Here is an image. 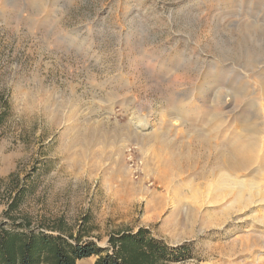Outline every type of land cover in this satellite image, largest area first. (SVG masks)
Returning a JSON list of instances; mask_svg holds the SVG:
<instances>
[{
  "label": "rangeland",
  "instance_id": "rangeland-1",
  "mask_svg": "<svg viewBox=\"0 0 264 264\" xmlns=\"http://www.w3.org/2000/svg\"><path fill=\"white\" fill-rule=\"evenodd\" d=\"M263 17L264 0H0V226L8 229L26 220L33 229L60 230L100 247H108L111 234L145 228L169 248L170 257L162 264H264V200L229 207L232 196H225L220 203L205 204L204 224L181 237L164 223L173 201L162 212L147 208L141 199L152 190L171 196L159 176L149 172L142 194L129 192L128 181L137 184L145 176L142 152L134 146L126 150L130 176L117 178L111 169L104 180L90 164L69 156V136H62L71 112L72 126L80 128L83 139L105 133L132 140L128 129L135 118H150L154 126L160 120L157 125L171 139L175 158L184 170L187 166V173L176 178L187 196L176 212L184 213L192 202L184 180L202 168L193 186L204 190L208 181L213 183L222 150L234 162L229 153L241 143L240 136H247L241 126L248 119L264 142V94L258 88L253 94L243 91L248 80L259 83L253 72L259 70L257 64L264 65ZM256 43L263 46L255 48ZM247 48L255 55L248 63L242 51ZM223 62V82L233 76L232 87L238 85L245 94L236 113L229 111L232 100L223 105L221 112L229 114L224 122L211 115L212 97L202 101L213 93L208 92L213 68ZM169 77L174 89L166 85ZM248 96L260 106L252 119ZM176 98L187 104L182 108L189 107L193 118L186 110L183 117L169 109L168 102ZM177 117L185 119L184 125ZM192 124L204 136L199 141L188 132ZM256 153L264 155V146ZM236 174L249 179L253 173L242 168ZM260 178L264 190V172ZM94 260L90 256L76 264Z\"/></svg>",
  "mask_w": 264,
  "mask_h": 264
},
{
  "label": "bare ground",
  "instance_id": "bare-ground-1",
  "mask_svg": "<svg viewBox=\"0 0 264 264\" xmlns=\"http://www.w3.org/2000/svg\"><path fill=\"white\" fill-rule=\"evenodd\" d=\"M251 23H250V25H251ZM247 25H248V23H247ZM253 28H255V27H253ZM260 30H261V28H260ZM243 37H244V35H243ZM246 38H248V37H246ZM249 40H251V39L248 38V41ZM260 40H263V39H260ZM245 41H247V39ZM252 43H253V41H252ZM260 43L262 44L263 41H261ZM247 44H248V42H247ZM257 46L258 45L256 43L255 48ZM261 46H263V45H261ZM261 46H258V47H261ZM242 47H243V45H242ZM248 47L250 48V45ZM242 51L244 52V56H245L244 59L246 60L244 62L248 63V62H252L254 60V58H255V55L253 54L254 52L248 50V48L245 50H242ZM241 57H242V55H241ZM259 58H261V57H259ZM257 60L259 61V59H257ZM257 65H256V67H258L259 70L257 69V72L253 70L254 71L253 74H256L259 77V83L256 82L257 85H252L251 83H249V80H248V83H246L243 87L244 88L243 91H246V93H247V91L249 90L248 93L251 94L250 91H252V94H253V92L258 88L260 90L259 92L261 93V95H263L264 94V65H261V66H257ZM224 66H227V64L224 63V64H219L214 68L212 67L213 68L212 77H210L211 85H210V87H208V88H210L208 92L210 93L212 91L213 93L209 94L208 99L202 98V101L204 103H206V101L208 102L209 98L212 97L210 99V100H212L211 102L213 104V110L211 112V115H212V117L214 116V117H217V119L223 120V122L226 119H228V115H229V114L227 115L226 113L221 112V110L224 109L223 105L226 104L227 101L232 100L233 106L229 109V111H231L232 113H236L238 110V107H239L238 102H239V100L243 99V98L241 99L240 97H243V95H245V94H243V91L242 92L238 91L241 87L237 90L238 85L235 84L237 87L236 86L232 87V83L235 82V79H236V78L231 79L233 76L231 77V75H230L231 78H229L230 80L228 82H223L224 81V74L226 73V72H224V70H226V69H224L225 68ZM246 66H247V64H246ZM260 67H263V68H260ZM253 69H254V67H253ZM249 70H251V69H249ZM233 72H234V69H232V73ZM249 72H252V70ZM249 75L248 76L245 75V77H249ZM176 80H177V77H176ZM166 81H167L166 82L167 87H171L173 89L175 88V83H173L174 79L169 77V79ZM204 91H205V89H202L201 93H203ZM250 94H249V96H251ZM172 95H174V94H172ZM202 96L203 95H201V97ZM249 96L246 98L248 99ZM172 98H174V96H172ZM248 100L250 102L251 107L247 106V110H248V112H250L251 119H252V116H255V115L257 116L259 114V111L254 112V110L255 109L260 110V108H259L260 106H259V102L257 101V99H255L256 101L254 99H250V98ZM177 101L178 100L176 98V101H172V102L170 101V103L168 102V104H169L168 106H170L169 109L173 108L171 111L175 110V112L177 114H180V115H182L184 113V111L186 110L187 115L189 113V117L193 118L194 115L192 113H190V111L188 110L189 107H185L186 108L185 110H183V108H182L184 106H187V104L184 103V106H183V102H177ZM107 102H110V100ZM261 108H263V107H261ZM72 115H73L72 112L69 113L67 115L66 122L64 121L62 124V126L64 125V127H63L64 131L62 132V136H63V138H67L69 136V140H70V141L68 140L69 143L67 142V146H69L68 147L69 156H71V158L73 157V159H75V161L79 162L80 164H85V166L90 164L89 166L91 168V171L92 172L94 171V174L101 173L104 180H108V175H112L111 169H112V171H115V175L117 176V178L118 177L119 178L120 177L126 178V177H128L129 174L131 175V168L126 163V158H127L126 157L127 156L126 150H128L129 147L134 146V148H136L138 150V152H140V153L142 152L141 153L142 157H141L140 163L142 162V165H143L142 170H143L145 176L140 177L137 181H135L137 184H134V182L132 180H129L128 182L132 185V186L130 185L131 187L129 186L130 187L129 192L131 191L130 194L132 195V194H136L138 192L141 193L143 190H145L148 187L147 185H146L147 187L145 186V181L149 177V172H150V174L152 173L154 175H157V177L159 176L160 179L163 181V186L165 185L166 188L171 189V190H169L171 192V196L163 197V196H160L161 194L159 195L157 192L152 190L150 193L147 191L149 193V196L147 198L141 196V199L142 200L145 199L147 208H149L151 210H159V211L160 210L162 211V209L166 205H168L169 203H172V201H173V203H174L173 207L170 208L166 219H164L165 220L164 223L170 224V226L173 228V230L176 231V235H179L181 237H185L191 233H194V230H196L195 229L196 224L197 225H201L200 223L204 224V215H206V214H204L205 212H204L203 208H201V207H203V205L208 204L210 202L211 203L212 202L218 203L225 196L226 197L232 196L231 202L230 203L228 202L230 205L229 207L235 206L234 204H236V205L239 204V206H240L241 204L243 205L244 202H246V203L254 202L255 203L256 200H258V201L264 200V190H261L258 186V181H261V178L259 180V176L262 172H264V155H260V154L256 153V149L258 150V146L263 147L264 142L259 141L260 139H258V137H257L258 127L255 123H252V122H254L253 120H252V122H250L251 120L248 119L247 123L244 124L245 126H241L242 128L240 127L243 132H246L247 136H245V135L240 136L239 142H241V143L239 144V146H236L233 149H231L232 152L230 151L231 154L229 153V157L233 158V160H232V162L234 161L233 163H230L231 160L228 161V158L226 159V157H225L226 150H222V155H221L222 159H221L220 163L216 162L217 163L216 167H217L218 171L213 173L214 174L213 183H210L208 181L207 185L204 186L206 188L204 190L203 189L201 190V187H198V186L194 187L192 183H193V180L195 179V177L197 175H198V177L199 176L202 177V175H203V172H201L202 168H201L200 172L197 171V173H195L193 171V173H189V179L184 180V181L189 182L188 184H189L190 188H189V196L188 197L191 198L192 202L187 204V206L190 204L188 207L189 209L187 211H185V212L183 211L187 207L181 208L184 213L180 214L179 212H176V208L178 206L183 205L182 203L180 204V202L182 201L181 199L182 198L184 199L187 196L182 193V191L180 189L181 183H177L176 178L182 172L186 171L187 166H186V169L184 170V167H182L181 163L178 162V160L175 158L176 157V156H174V154H176L175 148L169 147V145H168V141L169 140L171 141V139L167 138V136H165L163 133H161V131H160L161 126L157 125L158 121H160V120H157L156 125L154 126V122H153L154 120H151L150 118L148 120H144L143 118L141 119V117L135 118V120L136 119L137 120L136 121L134 120L135 122H133V128H131L132 130L130 128L128 129V131L131 133L132 140H129L128 138L125 139L124 137H120V138L119 137L118 138L110 137L105 133H98V134L96 133V135L93 134L88 139L87 138L83 139V138L78 137L79 133H78L77 129L79 127H77L76 125L72 126V120H73ZM169 116L171 117V115H169ZM183 117H185V115ZM129 119L132 120V118H129ZM133 119H134V117H133ZM178 119H179L178 121H180V124L184 125L185 119H183L182 117H181V119L180 118H178ZM171 120H174V119L172 118ZM128 122L130 123V121H128ZM169 122H171V121H169ZM126 124H128V123H126ZM165 124H167V123H165ZM260 124H261V121H260ZM128 126H130V125H128ZM151 126H154V127L150 131H148V130L143 131L147 127H151ZM162 126L164 127L165 125H163V123H162ZM102 127L104 128V126H102ZM195 127L196 126H194L193 124L189 125V131L188 132L191 131L193 133L192 139L195 140V138H198V141H199L201 139V137H204V136H202L201 135L202 133H200L199 130ZM161 130H162V128H161ZM129 141H133V142L131 144H128ZM170 141H169V144H170ZM175 143L177 144V140L175 141ZM199 143L202 145L206 144V146H207L208 142L204 144L203 140H201ZM172 145L174 146L175 144H172ZM208 145H209V143H208ZM202 148H204V147H202ZM185 151H187V150H185ZM208 151H210V150H208ZM106 152H108L109 156H107ZM132 154H134V153H132ZM230 155H232V156H230ZM107 158L113 159V163L108 165L106 162ZM208 159H209V157H208ZM130 161H131V159H130ZM204 163H202V165ZM106 165H107V167H106ZM242 168H243V170L244 169L246 170V168L248 171L250 170L253 173L252 177L249 179L239 178L238 175L236 174V171H240V169H242ZM109 169H110V171H109ZM191 169L194 170L193 167H191ZM257 171H259V172L257 173ZM184 173H187V172H184ZM205 182H206V180H205ZM182 183H183V181H182ZM124 184H126V183H124ZM204 187H202V188H204ZM245 187L248 188L246 194H245V189H247V188H245ZM178 209H179V207H178ZM223 209H224V207H223ZM155 214L157 215L159 213H157V211H156Z\"/></svg>",
  "mask_w": 264,
  "mask_h": 264
},
{
  "label": "trees",
  "instance_id": "trees-1",
  "mask_svg": "<svg viewBox=\"0 0 264 264\" xmlns=\"http://www.w3.org/2000/svg\"><path fill=\"white\" fill-rule=\"evenodd\" d=\"M12 225L0 226V264H76L90 256L93 264H162L170 257L169 248L145 228L111 234L108 247H100L60 230L33 229L26 220Z\"/></svg>",
  "mask_w": 264,
  "mask_h": 264
}]
</instances>
